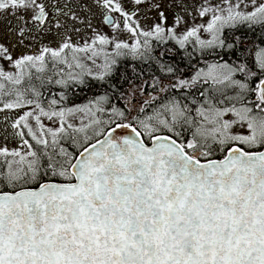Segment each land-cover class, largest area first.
<instances>
[{
  "label": "snow or ice",
  "instance_id": "snow-or-ice-1",
  "mask_svg": "<svg viewBox=\"0 0 264 264\" xmlns=\"http://www.w3.org/2000/svg\"><path fill=\"white\" fill-rule=\"evenodd\" d=\"M0 264H264V0H0Z\"/></svg>",
  "mask_w": 264,
  "mask_h": 264
}]
</instances>
